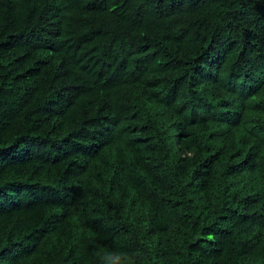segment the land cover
<instances>
[{"label": "trees", "instance_id": "obj_1", "mask_svg": "<svg viewBox=\"0 0 264 264\" xmlns=\"http://www.w3.org/2000/svg\"><path fill=\"white\" fill-rule=\"evenodd\" d=\"M0 264H264V0H0Z\"/></svg>", "mask_w": 264, "mask_h": 264}]
</instances>
